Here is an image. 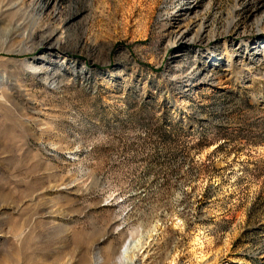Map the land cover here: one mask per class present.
Returning <instances> with one entry per match:
<instances>
[{"label":"rangeland","instance_id":"1","mask_svg":"<svg viewBox=\"0 0 264 264\" xmlns=\"http://www.w3.org/2000/svg\"><path fill=\"white\" fill-rule=\"evenodd\" d=\"M130 262L264 264V0H0V264Z\"/></svg>","mask_w":264,"mask_h":264},{"label":"bare ground","instance_id":"2","mask_svg":"<svg viewBox=\"0 0 264 264\" xmlns=\"http://www.w3.org/2000/svg\"><path fill=\"white\" fill-rule=\"evenodd\" d=\"M203 32V29L201 28V29H199V31H198V36H200V34ZM182 37L183 38H186L187 37V33H182ZM130 264H134V262H130Z\"/></svg>","mask_w":264,"mask_h":264}]
</instances>
